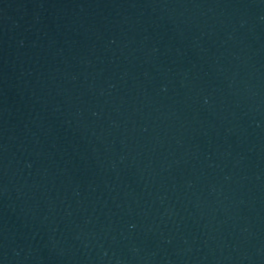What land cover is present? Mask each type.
<instances>
[{"label":"water","instance_id":"95a60500","mask_svg":"<svg viewBox=\"0 0 264 264\" xmlns=\"http://www.w3.org/2000/svg\"><path fill=\"white\" fill-rule=\"evenodd\" d=\"M0 264H264V0H0Z\"/></svg>","mask_w":264,"mask_h":264}]
</instances>
